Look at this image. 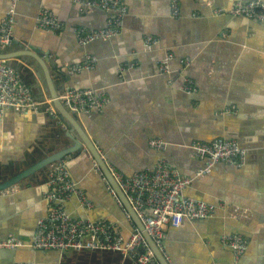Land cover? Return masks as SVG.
I'll list each match as a JSON object with an SVG mask.
<instances>
[{
  "label": "crops",
  "instance_id": "crops-1",
  "mask_svg": "<svg viewBox=\"0 0 264 264\" xmlns=\"http://www.w3.org/2000/svg\"><path fill=\"white\" fill-rule=\"evenodd\" d=\"M121 1L127 15L119 34L81 46L76 31L104 29L111 13L82 8L74 0H19L12 40L4 51L18 54L24 47L35 48L47 63L58 96L67 90H94L106 100L101 110L72 115L109 170L131 177L151 171L157 159L164 158L182 177L192 179L183 195L205 202L215 215L166 228L161 251L168 264H264V21L215 14L237 0H176L177 16L171 15L170 0ZM40 8L55 15L62 24L60 32L37 27ZM10 9V0H0V24ZM146 38L158 43L146 48ZM87 56L97 59L93 70L65 74ZM7 61L19 71L35 101L50 99L44 74L35 63L28 65L20 57ZM65 132L49 115L4 111L0 182L69 146ZM218 138L238 143L246 152L243 165L218 163L208 175L194 179L206 160L193 156L192 144ZM151 139L160 140L165 149L149 147ZM93 161L85 149L66 159L71 179L92 208H82L76 197L57 205L74 220L105 219L127 240L134 223L118 198L108 193L104 176L93 171ZM46 178L43 170L11 192H0V240L12 236L31 242L37 220L47 212ZM228 234L246 240L241 257L235 258L220 243ZM0 264L134 263L109 252L24 247L0 250Z\"/></svg>",
  "mask_w": 264,
  "mask_h": 264
},
{
  "label": "built area",
  "instance_id": "built-area-1",
  "mask_svg": "<svg viewBox=\"0 0 264 264\" xmlns=\"http://www.w3.org/2000/svg\"><path fill=\"white\" fill-rule=\"evenodd\" d=\"M18 1L10 0L11 9L0 24V52L11 43L14 8ZM74 1L82 8L88 6L112 14L104 29L92 32L76 31V37L81 46H87L94 41H110L119 34L122 22L127 15L121 0ZM170 12L172 16L178 15L176 0H170ZM215 14L244 17L251 21L262 22L264 21V3L263 0H237L228 10H219ZM36 25L39 29L51 33L62 30V24L46 8L39 9ZM144 43L146 48H150L156 45L158 40L146 38ZM96 62L95 56H87L83 63L67 68L65 74L73 75L81 71H91ZM162 67L167 73L166 67L163 65ZM58 99L76 115L87 114L91 110H101L106 104V100L96 95L94 90H67L58 96ZM51 102L50 99L35 101L30 87L23 82L19 71L7 60H0V117L6 110L17 113L30 111L49 115L59 123ZM148 145L159 151L165 149L164 144L158 139L149 140ZM191 149L193 156L206 160L205 167L196 172L194 179L205 177L218 163L241 167L246 158V152L237 142L223 138L209 143L195 142ZM66 159L67 157L50 164L45 170L47 178L44 200L47 203V212L43 218L37 220L31 242L27 244L11 236L0 240V250L14 251L30 247L34 250L60 253L109 252L118 254L123 261L128 260L134 264H158L147 242L134 224L129 238L123 240L105 219L74 220L63 211L60 205H57L76 197L82 208L87 210L92 208V204L86 199L83 191L78 189L71 179L66 168ZM92 167L94 172L103 176L94 161ZM109 172L142 223L145 232L160 250L167 227L177 228L184 221H204L212 219L215 215L214 208L205 202L183 195L184 190L191 185L192 179L182 177L175 169L168 166L164 158H158L151 171H142L131 177H124L111 170ZM106 187L108 193L117 198L107 182ZM13 188L15 187L8 190L11 192ZM8 190L2 192L9 193ZM220 243L228 248L235 258L241 257L247 246L246 240L240 234L223 235Z\"/></svg>",
  "mask_w": 264,
  "mask_h": 264
},
{
  "label": "water",
  "instance_id": "water-1",
  "mask_svg": "<svg viewBox=\"0 0 264 264\" xmlns=\"http://www.w3.org/2000/svg\"><path fill=\"white\" fill-rule=\"evenodd\" d=\"M17 57L23 58L28 65H30V63H35V66H38L40 70L43 72L44 78L47 84V88L49 91V95H50L49 97H50V100L52 101L51 106L55 109V113L59 120V126L61 127L62 130L66 131L64 133V136L66 140L70 142V145L66 146L63 149L56 151L55 153L49 154L41 158L40 160L35 162L33 165L21 171H18L12 176L6 178L4 181L0 182V192L5 191L21 183L23 180L35 175L36 173L40 171L46 170V168L50 164L62 161L64 158L71 155L72 153L81 151V149H85L89 153L91 159H93L95 163L98 165L105 180L108 182V184L111 186V188L115 192L116 197L120 201L121 205L123 206L124 210L128 214L129 218L132 220L134 225L141 232L142 236L147 242L158 264H168L162 251L157 246H155V244L152 242V240L149 238V236L145 232L142 223L140 222V220L137 218L136 214L132 210L123 192L119 189L117 183L113 179L103 159L97 153V150L95 149L93 143L89 140V138L83 132L81 126L79 124H76L77 121L75 117L73 119V115H72L73 113L70 112L58 99L57 89L55 88L56 91L54 89L55 84H50L51 76L48 72L47 63H45L41 55L33 47H28V48L24 47L22 48V51L18 54H11L5 51L0 52V60H10V59H14ZM32 67H34V65H32ZM62 89L63 91L65 90L64 88Z\"/></svg>",
  "mask_w": 264,
  "mask_h": 264
}]
</instances>
